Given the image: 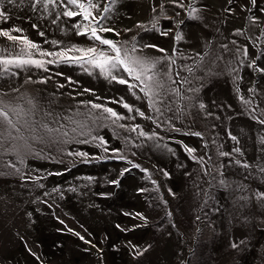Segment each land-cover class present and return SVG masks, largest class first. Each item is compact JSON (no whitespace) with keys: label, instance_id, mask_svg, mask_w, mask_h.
<instances>
[{"label":"rangeland","instance_id":"1","mask_svg":"<svg viewBox=\"0 0 264 264\" xmlns=\"http://www.w3.org/2000/svg\"><path fill=\"white\" fill-rule=\"evenodd\" d=\"M96 2L101 26L120 33L100 34L159 60L163 87L146 95L122 68L112 74L136 87L36 49L44 68L0 65V100L27 113L12 131L22 139L0 125V264H264V0ZM71 7L0 0V29L47 53L114 55L77 34L87 22L64 16ZM21 49L0 36V56Z\"/></svg>","mask_w":264,"mask_h":264},{"label":"snow or ice","instance_id":"2","mask_svg":"<svg viewBox=\"0 0 264 264\" xmlns=\"http://www.w3.org/2000/svg\"><path fill=\"white\" fill-rule=\"evenodd\" d=\"M36 4H43L45 8H47L49 5L56 4L57 0H35ZM173 4H175L177 7L183 8L184 4L182 2L177 3V0H170ZM231 3L232 0H229ZM66 4L69 6H72L71 8L65 10L63 12V15L66 17H77L80 16L83 18L85 23L83 25V31H78V35H88L90 39L94 41H98L101 45H106L110 49L114 55H109L103 50H98L95 47H88V48H78L76 46H72L69 49L55 52V53H47L44 51H40L39 45L29 40L26 36H16L12 35L11 32H21L22 29L15 28L12 30H3L0 29V36H3L7 38L9 41L13 42H19L22 45L21 54L12 56V57H4L0 56V65L4 66V70L7 71L8 66L14 65L16 67H25V66H35L37 68H44L45 61L40 59H34L32 49H36L40 52L41 56H55L57 57L56 61H47V63H53V62H68V63H79L84 64L87 63L91 65L94 68H98L100 70V73L105 76V78H109L113 81L118 82L121 85H127L130 89L136 87V85L131 84L127 79L117 77L116 75L112 74L113 69H120L122 68L124 72L127 73L129 77H132L135 81H138L141 85V90L145 92L146 95H151L153 91V87H163L161 82L156 79L157 73L155 71L157 64L160 62L159 60L152 59L147 56L137 55V48L135 44L132 45V47L129 49L125 45L118 44L114 40L106 39L104 38L100 33H108V32H115V30L111 27H105L101 26V20L99 19L98 15H94V10L98 9L100 5L96 2V0H66ZM251 4L255 6L256 0H251ZM163 5H161V8ZM105 12L108 11V8L105 7L103 9ZM156 9L153 8V12H155ZM196 9L193 8L189 12V16L192 17L194 13H196ZM0 20L7 21L8 16L5 12L0 11ZM158 21L153 23V28L156 27V23ZM33 27H36L33 25ZM78 29L81 28V25H76ZM137 27H144L143 25L138 24ZM239 32V30H238ZM119 32H115V35L119 36ZM41 36L44 35L43 32L40 33ZM161 35H168V32H162ZM177 40L182 39V36L177 33L176 37ZM133 40H135V37H133ZM53 44H56V41L52 42ZM144 48H152L156 51H159L161 53H165L166 49L160 48L155 44H146L143 46ZM227 47V46H224ZM70 53H79V55H71ZM244 54L247 55V49L244 50ZM165 59H170L169 57H165ZM171 63H174V61H171ZM254 65H250L252 67ZM260 72H264V68H258L257 69ZM191 71V69H189ZM41 83H46V81H40ZM71 82V81H70ZM60 87H63V85H60ZM85 92H90L91 89H85ZM176 94L179 95V91L176 90ZM31 104V101L28 102ZM91 107L93 109H102L104 113H107L109 117L114 118L113 123H115L116 120L123 119L124 117L118 115L116 111H114L112 108L104 107L101 104H95L91 103ZM123 107L128 109V111H132V108L129 104H123ZM201 109H204L206 106L201 103L199 105ZM138 111V110H137ZM27 113L25 112V109L20 105H12V104H6L3 100H0V125H3L7 130L8 134L12 139H17L22 137H12V131L14 130L16 133L20 132V128L17 127L18 123L20 122L21 118L25 116ZM139 115L143 116L144 113L139 112ZM15 117V119H13ZM260 123L264 124V120L260 121ZM42 127L49 133H51L53 130L49 129L47 125H42ZM132 131H136L135 128L132 129ZM2 135V133H0ZM66 135V133H65ZM140 135H146L145 133L141 132ZM193 135L200 136L201 134L199 132L193 133ZM94 139H97L94 137ZM101 143H106L103 141V138H99ZM233 140L236 139L235 136L232 137ZM86 142V141H85ZM105 151H108L107 148H105ZM188 152H193L194 149L188 148ZM236 151H239V149H236ZM114 153H118L119 149H114ZM68 155H76V156H86V153L77 152V153H68ZM119 159H124L123 157H117ZM134 167H139V165H134ZM244 167H248V165H244ZM125 172L129 171V169H125ZM264 171V169H262ZM123 174V173H122ZM113 183H116V181H113ZM258 198L264 200V193H258ZM71 231V229H69ZM79 235V234H77ZM81 240H84V237H80ZM87 242V241H86ZM232 247H237L236 244H233ZM146 251V250H145ZM142 253H137V255H141Z\"/></svg>","mask_w":264,"mask_h":264}]
</instances>
